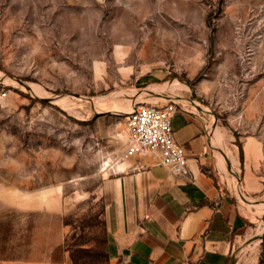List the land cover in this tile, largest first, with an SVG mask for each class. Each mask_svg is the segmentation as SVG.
Instances as JSON below:
<instances>
[{"label":"rangeland","instance_id":"1","mask_svg":"<svg viewBox=\"0 0 264 264\" xmlns=\"http://www.w3.org/2000/svg\"><path fill=\"white\" fill-rule=\"evenodd\" d=\"M0 89V259L111 264L105 178L136 102L264 145V0H0ZM261 210L233 264H264Z\"/></svg>","mask_w":264,"mask_h":264},{"label":"crops","instance_id":"2","mask_svg":"<svg viewBox=\"0 0 264 264\" xmlns=\"http://www.w3.org/2000/svg\"><path fill=\"white\" fill-rule=\"evenodd\" d=\"M200 110L204 116L180 104L172 117L175 138L186 149V172L158 166L149 155L120 157L108 170L106 250L111 264H230L234 245L251 223L249 213L258 210L238 196L260 199L264 145L254 136L237 140L225 134L227 146L217 119L211 129ZM47 260L0 259V264H66Z\"/></svg>","mask_w":264,"mask_h":264},{"label":"built area","instance_id":"3","mask_svg":"<svg viewBox=\"0 0 264 264\" xmlns=\"http://www.w3.org/2000/svg\"><path fill=\"white\" fill-rule=\"evenodd\" d=\"M6 92L0 89V99ZM180 108L173 99L165 103L136 102L126 115V137L121 159L149 155L153 162L175 172L187 171L186 149L174 135L172 117Z\"/></svg>","mask_w":264,"mask_h":264},{"label":"bare ground","instance_id":"4","mask_svg":"<svg viewBox=\"0 0 264 264\" xmlns=\"http://www.w3.org/2000/svg\"><path fill=\"white\" fill-rule=\"evenodd\" d=\"M31 86V85H30ZM33 86V85H32ZM32 86H31V88H32ZM34 87V86H33ZM162 87V86H161ZM34 90V89H33ZM57 98V97H56ZM63 100V97L62 98H58L57 99V101H59V102H61ZM66 100V99H65ZM64 100V101H65ZM64 101H62V102H64ZM64 103H66V102H64ZM99 103V102H98ZM217 132L215 131V134H216ZM240 202H242L243 204H246V205H254V206H257V207H262V210L260 211V212H264V200H262V202L261 203H259V202H255V201H245L244 199H242L241 197H240ZM258 232H260V229L258 230ZM257 233V232H256ZM258 234V233H257ZM256 235V234H255Z\"/></svg>","mask_w":264,"mask_h":264},{"label":"water","instance_id":"5","mask_svg":"<svg viewBox=\"0 0 264 264\" xmlns=\"http://www.w3.org/2000/svg\"><path fill=\"white\" fill-rule=\"evenodd\" d=\"M230 264H233V261L231 260Z\"/></svg>","mask_w":264,"mask_h":264}]
</instances>
